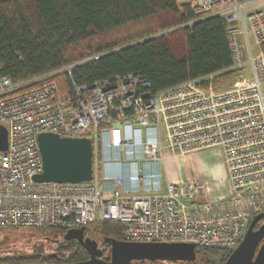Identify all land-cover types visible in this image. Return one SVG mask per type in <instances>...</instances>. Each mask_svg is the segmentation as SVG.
<instances>
[{
	"label": "built area",
	"instance_id": "obj_1",
	"mask_svg": "<svg viewBox=\"0 0 264 264\" xmlns=\"http://www.w3.org/2000/svg\"><path fill=\"white\" fill-rule=\"evenodd\" d=\"M176 1L202 20L226 19L231 67L155 95L146 79L133 75L91 86L74 83L69 98L53 79L59 72L19 84L1 79L0 126L8 130V150L0 153V230L67 233L120 223L129 243H187L231 252L240 245L264 213L263 0ZM246 69L250 78L242 75ZM228 73H240V79L216 89V79ZM43 133L89 138L93 179L36 182L43 172ZM215 146L228 170L227 197L201 201L207 192L202 182L163 187L158 166L166 152Z\"/></svg>",
	"mask_w": 264,
	"mask_h": 264
},
{
	"label": "trees",
	"instance_id": "obj_2",
	"mask_svg": "<svg viewBox=\"0 0 264 264\" xmlns=\"http://www.w3.org/2000/svg\"><path fill=\"white\" fill-rule=\"evenodd\" d=\"M202 17L176 0H0V81L8 77L19 84L59 72L53 79L60 95L69 98L74 83L91 86L133 75L146 79L155 95L232 66L226 19ZM123 229L120 223L84 228L85 237L102 239L104 256L110 246L105 239L123 241ZM35 231L61 240L57 252L45 254L40 248L32 257L0 264H76L90 259L77 241L64 240L65 231ZM196 253L194 262L170 263L225 264L232 254L202 247Z\"/></svg>",
	"mask_w": 264,
	"mask_h": 264
},
{
	"label": "water",
	"instance_id": "obj_3",
	"mask_svg": "<svg viewBox=\"0 0 264 264\" xmlns=\"http://www.w3.org/2000/svg\"><path fill=\"white\" fill-rule=\"evenodd\" d=\"M38 143L43 159V172L34 178L36 182L83 183L93 179V146L89 138L61 137L57 134L43 133L38 136ZM7 150L8 130L5 126H0V153ZM260 221H264V213L255 218L243 241L225 264H264V223L255 230ZM64 240H75L88 252L90 259L76 264L194 262L197 256V248L193 244L129 243L106 238L105 241L111 245V257L106 261L103 259L104 253L99 244L85 237L84 229L68 231Z\"/></svg>",
	"mask_w": 264,
	"mask_h": 264
},
{
	"label": "crops",
	"instance_id": "obj_4",
	"mask_svg": "<svg viewBox=\"0 0 264 264\" xmlns=\"http://www.w3.org/2000/svg\"><path fill=\"white\" fill-rule=\"evenodd\" d=\"M261 6L264 7V0ZM166 153L164 163L158 166L163 175L164 188L169 182L188 180L205 184L207 192L200 197L201 201L219 199L229 195L228 170L220 147L215 146L187 154ZM127 185H131V182Z\"/></svg>",
	"mask_w": 264,
	"mask_h": 264
},
{
	"label": "rangeland",
	"instance_id": "obj_5",
	"mask_svg": "<svg viewBox=\"0 0 264 264\" xmlns=\"http://www.w3.org/2000/svg\"><path fill=\"white\" fill-rule=\"evenodd\" d=\"M135 30L137 31L138 29ZM117 37L123 38L124 35H118ZM251 43L253 52L258 53L260 48L255 45L253 39H251ZM239 74L240 73H235L233 75L218 77L214 83L215 88L223 90L233 87L234 83L240 79ZM242 75L246 78H250V69H246ZM95 241L99 244V248L102 251L105 250L102 239ZM61 242V240L56 239L55 236L47 232L35 230H0V263L8 259L23 260L32 257L40 248L43 249L45 254L55 253ZM163 264L171 263L165 262Z\"/></svg>",
	"mask_w": 264,
	"mask_h": 264
},
{
	"label": "flooded vegetation",
	"instance_id": "obj_6",
	"mask_svg": "<svg viewBox=\"0 0 264 264\" xmlns=\"http://www.w3.org/2000/svg\"><path fill=\"white\" fill-rule=\"evenodd\" d=\"M264 221H260L257 225H256V228L255 230L261 225L263 224ZM251 226V225H250ZM249 230V229H248ZM248 232V231H247ZM246 232V233H247ZM246 235V234H245ZM107 253H106V256H103V259L106 260V261H109L110 260V257H111V245L109 246V248H107Z\"/></svg>",
	"mask_w": 264,
	"mask_h": 264
}]
</instances>
